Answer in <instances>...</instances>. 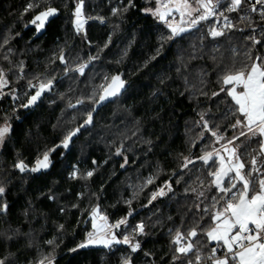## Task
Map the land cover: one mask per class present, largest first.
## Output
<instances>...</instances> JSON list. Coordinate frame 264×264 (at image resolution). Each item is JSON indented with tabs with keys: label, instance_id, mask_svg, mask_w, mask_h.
I'll list each match as a JSON object with an SVG mask.
<instances>
[{
	"label": "trees",
	"instance_id": "1",
	"mask_svg": "<svg viewBox=\"0 0 264 264\" xmlns=\"http://www.w3.org/2000/svg\"><path fill=\"white\" fill-rule=\"evenodd\" d=\"M79 2L0 0V69L8 81L1 90L0 125L10 127L0 149V187L5 188L0 206L7 205L0 211V260L124 264L127 258L131 264H189L199 255L200 264H211L212 248L217 257L224 249L201 229L214 226L211 215L228 199L210 175L220 166L219 156L227 158L216 148L233 144L248 162L245 171L252 156L264 160L262 137L233 127L243 118L221 91L229 88L223 84L226 74L264 56V18L251 11L252 0H244L239 14L227 10L229 0H221L216 15L195 26L187 23L186 31L170 39L168 22L148 12L156 0H131L134 6L130 0H83L84 22L77 30ZM48 8L57 11L38 28L39 21H32ZM223 16L233 27L212 37ZM81 65H87L83 75L77 71ZM117 75L124 89L98 102ZM49 80L51 90L23 107L35 94L30 85ZM77 101L81 105L70 109ZM89 113L92 120L86 124ZM213 131L222 138L217 140ZM46 152L49 167L32 172ZM207 153L212 159L205 163L200 157ZM185 158L191 161L187 167ZM21 162L26 171L16 167ZM213 197L219 201L215 208ZM94 209L111 225L124 220L113 232L118 239L139 242L140 248H80L94 232ZM192 228L198 233L194 238L187 235ZM177 230L186 237L184 244L194 245L187 255L176 251Z\"/></svg>",
	"mask_w": 264,
	"mask_h": 264
},
{
	"label": "snow or ice",
	"instance_id": "2",
	"mask_svg": "<svg viewBox=\"0 0 264 264\" xmlns=\"http://www.w3.org/2000/svg\"><path fill=\"white\" fill-rule=\"evenodd\" d=\"M221 0H195L198 7H193L189 0H156L158 7L152 11V14L157 16L160 20L167 21V17L176 11L180 13L181 20L185 16L191 17L193 12H201L195 19H192L191 24L195 26L200 20H206L210 16L216 15V8L219 6ZM244 0H229L228 11L234 12L238 11L241 8ZM257 5L261 7L258 9ZM130 6L131 0H130ZM29 8L33 5H29ZM83 0L77 4L75 8L76 16V26L79 30L82 21L80 16L82 13ZM163 9V11L161 10ZM55 8H48L45 11L40 12L32 21L33 24H36L38 28L44 26L45 20L53 16L56 13ZM116 9L113 10V13H116ZM127 11V8L124 9ZM251 11L260 12L262 18H264V0H254L252 3ZM223 15V13H220ZM225 27H233V25L228 22V18L224 17ZM171 29L172 35L170 39L186 31L183 27H177L173 24H168ZM212 37H219L224 35L222 30H217L213 28L210 32ZM254 43H259L254 37H250ZM63 62V57L60 58ZM87 65H81L77 71L83 75ZM8 81L4 77V72L0 69V90L7 85ZM124 82L120 77L114 76L112 78L111 84L104 89L103 94L99 96L98 102H103L111 96L117 95L119 90L123 87ZM224 85H231L230 88H222L221 91H226L227 95L231 97V100L235 104V112L239 114L243 119H237L236 126L246 127L248 132L252 134L253 137L259 136L264 138V56H258L253 60L250 66L245 65L242 69L235 71L234 73H228L223 77ZM30 87L36 89L35 94L31 95L28 99L27 104L22 105L23 107H28L29 105L34 104L46 90H51L52 81L49 80L47 83L40 82L38 87L37 85H30ZM237 89H240L239 91ZM218 95V93H214ZM73 106V105H70ZM92 120L91 113L88 114V119L85 123H90ZM205 128L207 124L205 123ZM9 128L7 126L0 127V143L3 142L5 134L8 133ZM76 131H79L77 129ZM76 132H72L68 137L63 141V147H69V141ZM213 136L217 137V140H220L222 137L217 135V132H212ZM241 135H246V133H241ZM234 139H239L235 137ZM229 144H232L233 141H228ZM54 151V149H53ZM219 155V153H217ZM259 156L264 157V140L261 141L259 147ZM207 163L212 159V153H207L205 156L200 157ZM220 167L215 171L211 172L210 175L213 176V185L216 189L227 196L228 199L224 201V204L221 208H218L212 215L211 220L213 222V227L208 230L201 231L207 237L209 242H216L220 244L226 251L222 257H217V248L213 247L211 254L208 259L211 264H264V160H258L257 156H252L250 160V167L245 171L246 165L248 162L241 159L237 154L236 148L230 150V155L225 158L220 156ZM185 165L187 167L188 161L185 158ZM49 154L46 152L43 155L41 160H37L36 166L31 168L32 172H37L41 169H46L49 167ZM20 171H26V166L23 162L16 165ZM92 172H88L87 175L92 176ZM227 181V186L225 185ZM235 190V191H234ZM5 192L4 187H0V196ZM163 195V192L160 193ZM155 199V195L152 197ZM223 198V197H221ZM213 207H216V204L219 201L216 197H213ZM7 205L0 206V211H6ZM205 212L208 210L205 209ZM98 213V209L93 210V229L97 228L95 223V217ZM102 220L107 221V217H100ZM125 223L124 220L118 221L114 225H102L103 228L109 229H118L121 225ZM137 229L140 233L144 231V225L140 224L137 226ZM197 229L192 228L188 231L189 237L197 236ZM186 237L179 231H176L175 239L173 243L178 245L176 251L183 255L193 251L194 245L192 242L186 244H181L182 240H185ZM48 243H52L49 241ZM90 244H99L104 247H111L113 244H129L132 252H136L140 248L139 242L133 243L129 240L128 236H124L123 239H118L115 232H104V234L99 235L96 232L88 233V238L86 242L79 245L80 248L87 247ZM75 250V249H73ZM179 259V257H174V260ZM201 257L196 256V264H200ZM0 264H5L3 260H0ZM43 264V261L40 262ZM51 264V262H49ZM124 264H131L130 259H125ZM189 264H193L192 261H189Z\"/></svg>",
	"mask_w": 264,
	"mask_h": 264
},
{
	"label": "rangeland",
	"instance_id": "3",
	"mask_svg": "<svg viewBox=\"0 0 264 264\" xmlns=\"http://www.w3.org/2000/svg\"><path fill=\"white\" fill-rule=\"evenodd\" d=\"M189 2L193 5L194 8H195V7H198V5H196V3H195V0H189ZM213 2L215 3V0H213ZM157 7H158V5H156L155 8L148 9V12H151V13H152V11H150V10H155ZM161 10L163 11V9H161ZM202 12H203V10H201V12H195V11H194L191 17L185 16V17L183 18V20H181L180 13L174 11V12H172V14H171L170 16L167 17V21H168V24L171 23V24H173L174 26H177V27H183V28L187 29V28H188L187 23L191 22L192 19H195L196 17H198L200 14H202ZM156 17H157V16H156ZM157 18H158V17H157ZM158 19H159V18H158ZM80 20L82 21V24H81V26H82V25H83V22H84V19H83V17H82V13H81V16H80ZM159 20H160V19H159ZM160 21H162V20H160ZM163 22H165V21H163ZM75 25H76V16H75ZM81 26H80V27H81ZM76 27H77V26H76ZM229 88H230V86H229ZM2 93H3V92L0 90V97H1V94H2ZM4 126H7V127L9 128V131H10V127H9V125H7V124H2V125H0V127H4ZM9 131H8V133H9ZM8 133L5 134V137H4L3 142L0 143V149L2 148L3 143H4V141H5V139H6L7 135H8ZM232 148H234V147H233V144H232V146H231V145H230V146H226V142H225V143H223L222 145H220L219 147H217L215 152H217V150H219V151L222 150V151L225 152L226 157H228V156L230 155V150H231ZM237 154H238V151H237ZM238 155H239V154H238ZM220 156H221V155H220ZM220 156H219V157H220ZM219 160H220V159H219ZM219 167H220V166H219ZM102 216H103V215L98 211V213H97V215H96V217H95V223H96V225H97V228L94 229V232H96V233L99 234V235L104 234V232H109V231L113 232V229H114V228H113V229L103 228V230H101V226H102V225H105V224H107V225H111L108 221H104V220H102V219L100 218V217H102ZM92 222H93V213H92ZM184 241H185V240H182V241H181V244H182V245L184 244Z\"/></svg>",
	"mask_w": 264,
	"mask_h": 264
},
{
	"label": "built area",
	"instance_id": "4",
	"mask_svg": "<svg viewBox=\"0 0 264 264\" xmlns=\"http://www.w3.org/2000/svg\"><path fill=\"white\" fill-rule=\"evenodd\" d=\"M252 3H254V0H252ZM240 10H241V9H239L238 11H234L233 13H237V14H239V13H240ZM224 17H226V16H223L222 24H221V26H220V28H219L218 30H222V29L225 27V20H224ZM228 22H229V21H228ZM200 263H201V261H200ZM193 264H196V262H194Z\"/></svg>",
	"mask_w": 264,
	"mask_h": 264
},
{
	"label": "water",
	"instance_id": "5",
	"mask_svg": "<svg viewBox=\"0 0 264 264\" xmlns=\"http://www.w3.org/2000/svg\"><path fill=\"white\" fill-rule=\"evenodd\" d=\"M124 87H125V86H124V84H123V87H122L120 90H123ZM120 90H119V91H120ZM81 103H82L81 101H77V102L71 104V105H73V106H70L69 108H70V109H76V108H78V107L81 105Z\"/></svg>",
	"mask_w": 264,
	"mask_h": 264
},
{
	"label": "crops",
	"instance_id": "6",
	"mask_svg": "<svg viewBox=\"0 0 264 264\" xmlns=\"http://www.w3.org/2000/svg\"><path fill=\"white\" fill-rule=\"evenodd\" d=\"M230 87H231V85H229ZM238 91L240 90V89H237ZM262 140H264V138H262ZM212 243H216V242H212ZM186 244V243H185ZM220 245V244H219ZM220 247L221 248H223L221 245H220ZM224 249V248H223ZM226 251V249H224V252ZM223 256V255H222ZM222 256H220V257H222Z\"/></svg>",
	"mask_w": 264,
	"mask_h": 264
}]
</instances>
